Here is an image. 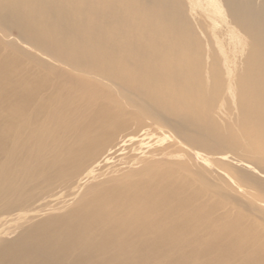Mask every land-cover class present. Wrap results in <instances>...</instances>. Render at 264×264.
<instances>
[{
  "label": "bare ground",
  "instance_id": "obj_1",
  "mask_svg": "<svg viewBox=\"0 0 264 264\" xmlns=\"http://www.w3.org/2000/svg\"><path fill=\"white\" fill-rule=\"evenodd\" d=\"M0 264H264V0H0Z\"/></svg>",
  "mask_w": 264,
  "mask_h": 264
}]
</instances>
